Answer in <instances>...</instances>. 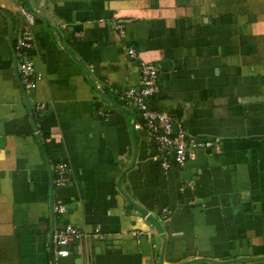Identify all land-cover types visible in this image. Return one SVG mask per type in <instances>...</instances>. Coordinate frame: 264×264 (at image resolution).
<instances>
[{"label": "crops", "instance_id": "crops-1", "mask_svg": "<svg viewBox=\"0 0 264 264\" xmlns=\"http://www.w3.org/2000/svg\"><path fill=\"white\" fill-rule=\"evenodd\" d=\"M26 30L42 76L29 94L14 52ZM140 63L162 67L151 106L219 155L160 168L131 134L137 112L96 88L138 87ZM55 201L90 235L56 264H264V0H0V264H49Z\"/></svg>", "mask_w": 264, "mask_h": 264}, {"label": "built area", "instance_id": "built-area-1", "mask_svg": "<svg viewBox=\"0 0 264 264\" xmlns=\"http://www.w3.org/2000/svg\"><path fill=\"white\" fill-rule=\"evenodd\" d=\"M27 26L34 23V14L24 6L19 7ZM128 20H120L113 25V30L121 40L125 39V25ZM34 38L29 30L21 33L14 46L17 61V71L21 79L22 89L26 94L31 93L41 80V73L35 71L28 52L33 48ZM130 58L136 57L132 47H126ZM162 67L159 64L140 63L138 87L117 88L109 82L96 88L100 93L107 95L113 101H118L139 115L140 121L134 123V129L140 131L147 143L156 151L158 163L162 170L168 171L172 165L183 167L188 160L195 158L198 153H213L219 155L221 146L217 140L200 141L192 137L182 122H177L166 112H161L151 106V101L156 98L161 90L159 78ZM45 104L36 102L32 107L38 116L45 110ZM39 121L34 122L35 133L39 135ZM71 168L65 162L56 164L53 168V185L65 186L70 181ZM53 219L56 222L49 241V264H56L58 258L69 254V247L76 241L89 237L83 229L63 220L66 213L65 205L60 201L52 203ZM162 219L167 221L169 213L162 210ZM141 233H134L140 236ZM93 239L101 238L98 230L91 234Z\"/></svg>", "mask_w": 264, "mask_h": 264}, {"label": "water", "instance_id": "water-1", "mask_svg": "<svg viewBox=\"0 0 264 264\" xmlns=\"http://www.w3.org/2000/svg\"><path fill=\"white\" fill-rule=\"evenodd\" d=\"M26 1H27V0H26ZM166 64H168V62H163V63H162V65H163V69H165ZM23 92H24V91H23ZM101 95H102V97H103L104 99H106L108 102H110V103H112V104L114 105L113 100L110 99L107 95L102 94V93H101ZM125 112H127L128 114H130V115L132 116L133 121H132V125H131V126H132L131 134L133 135V134H134L135 115H133L132 112H130L129 110H125ZM142 214L145 215V216H147V219L149 220V222H150L155 228H157V229L160 230V225L157 223V221H156L151 215H148V213H147L146 211L142 212ZM78 244H79L78 241H76V242L74 243L73 253H74L75 255L77 254V247H78ZM79 261H80V259L78 260V262H76V264H78Z\"/></svg>", "mask_w": 264, "mask_h": 264}]
</instances>
